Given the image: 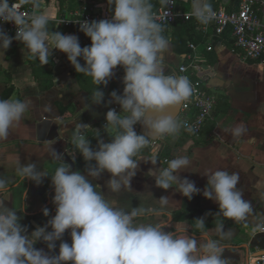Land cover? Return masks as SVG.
<instances>
[{
	"label": "clouds",
	"instance_id": "clouds-1",
	"mask_svg": "<svg viewBox=\"0 0 264 264\" xmlns=\"http://www.w3.org/2000/svg\"><path fill=\"white\" fill-rule=\"evenodd\" d=\"M31 3L34 9L39 8L38 0ZM108 4L114 6L111 19L79 22L80 31L91 40L90 46L81 47L74 34L49 32L48 16L34 12L25 18L10 0H0V22L16 25L14 37L0 29V49L5 51L13 39L18 40L43 65L48 64L53 49L62 51L75 71L90 76L97 86L91 96L92 103H116L121 108L119 112L114 108L106 112L105 131L109 126L116 131L110 136L111 140L105 142L97 129L95 149L84 134L90 125L74 123L72 144L87 162L86 174L73 171L65 161L50 174L56 209L46 225L37 227L29 235L27 226L20 223L17 210L6 208L0 200V264H224V249L215 240L208 239L200 245L197 254L195 236H177L173 231H165L167 222L135 223L137 217L148 213L147 209L132 207L129 211L114 200L109 202L102 191H97L99 186L88 179L89 176L98 178L107 171L111 174L107 187L112 192L123 187L131 189L139 161L145 160L134 157L151 144L149 137L155 139L178 133L181 125L170 109L192 93L187 77L165 74L163 53L169 41L152 14L149 0H108ZM210 12V5L204 4L196 7L195 15L206 23ZM118 65L125 73L123 93L113 90L109 94L111 100L104 101V91L98 86L108 84ZM30 105V100L0 99V140L9 137L10 129L22 119ZM137 123L142 124L146 132L138 134L134 129ZM245 131V126L237 125L231 134L242 135ZM157 152L158 149L152 147L151 156L145 161L156 165ZM51 153L55 159L63 158L53 147ZM189 163L185 156L174 157L166 168L150 169L148 174L154 177L155 185L164 190L175 183L177 191L190 200L200 190L194 181L179 176V171ZM15 164L22 180L29 179L37 185L49 175L35 162L21 163L19 156L15 157ZM204 175L210 187L203 195L218 203L224 217L243 219L251 210V204L237 188L239 173L217 169ZM7 183L0 177V192L7 188ZM158 200L161 210H152L156 216L163 214L169 197L161 196ZM42 211L45 216L49 215L47 208ZM196 220L197 227L203 228L204 217ZM49 226L51 231H47ZM69 229L70 244L62 240ZM216 230L223 232V225ZM39 240L46 242L50 251L56 248V241H61L58 254L50 255L35 248Z\"/></svg>",
	"mask_w": 264,
	"mask_h": 264
},
{
	"label": "crops",
	"instance_id": "crops-1",
	"mask_svg": "<svg viewBox=\"0 0 264 264\" xmlns=\"http://www.w3.org/2000/svg\"><path fill=\"white\" fill-rule=\"evenodd\" d=\"M10 1H22L33 7L31 0ZM80 1L38 0L39 8H33V13L49 17V32L74 34L78 36L81 47L90 46V38L82 31L68 29L58 23L64 15L81 13L91 0ZM95 1L99 16L96 21L102 19L103 11L112 15L114 6L109 5L108 0ZM191 5V0L181 3L184 10H189ZM180 22L163 31L169 41L163 53L165 74L183 76L180 66L194 58L204 70L199 75L208 82L209 89L219 95L212 118L199 136L191 135L183 128L182 121L177 120L181 125L178 133L151 141L146 146L147 150L138 153L134 159H149L151 148L156 147L159 160L156 165L143 159L139 161L136 175L131 179V189L123 187L118 192H112L107 187L111 175L107 171L98 178L89 176L88 179L99 186L97 191H102L109 202L114 200L118 206L129 211L132 207L147 209L148 213L137 217L135 223L167 222L165 231H173L177 236L196 237L197 254L200 245L212 239L224 249V264H249L264 250L260 231L264 224V62L247 60L242 54L233 52L232 40L227 35L216 38L213 50L209 51L200 25L194 22L199 25L195 28V24L190 22L189 32L181 34L178 32ZM0 29L4 31L1 22ZM190 42L196 43L198 49L193 51L189 47ZM78 59L81 64L84 63L81 58ZM113 72L106 86H98L104 91V101L111 100L109 94L113 90L117 94L123 93L124 69L118 65ZM218 74L223 75V79L216 77ZM96 87L90 76L77 73L67 55L57 49L52 50L45 65L18 40L13 39L7 50L0 49V99H3L6 91L11 90L7 99L31 101L22 119L10 129L9 137L0 140V177L8 182L7 188L0 192V200H3L6 208L17 210L20 223L27 226L29 235L37 226L46 225L55 215L50 174L54 173L56 167L65 161L73 171L80 170L86 174L87 162L72 144L74 123L90 125L84 134L94 149L97 147V129H100V138L105 142L115 134V129L109 126L105 131L103 125L106 112L119 104L92 103L91 96ZM237 125L245 126L244 134H231ZM138 126V123L134 125L137 133ZM51 147L64 159H55ZM16 156L23 164L35 162L41 171L45 170L49 175L39 185L29 179L22 180L16 171ZM178 156H185L190 161L186 168L179 171V176L194 181L200 190L190 200L177 191L175 183L164 190L157 187L154 177L148 174L150 169L164 168V158ZM217 169L239 173L237 188L251 204V210L243 219L224 217L219 212L218 203L203 195L210 187L204 174ZM161 196L169 197V203L162 209L163 214L156 216L152 210H161L158 200ZM44 208L49 210L48 216L43 214ZM200 217L205 220L203 228L197 227L196 218ZM220 225H223V232L216 230ZM47 231H51L50 226ZM62 240L71 243L70 229L65 231ZM55 243L56 248L52 251L43 240L37 241L34 247L55 255L61 241Z\"/></svg>",
	"mask_w": 264,
	"mask_h": 264
},
{
	"label": "built area",
	"instance_id": "built-area-1",
	"mask_svg": "<svg viewBox=\"0 0 264 264\" xmlns=\"http://www.w3.org/2000/svg\"><path fill=\"white\" fill-rule=\"evenodd\" d=\"M10 2L25 18L32 16V6H27L22 1ZM191 3V8L184 10L178 0H171V2L164 0L160 6L152 7V14L156 22L161 24L163 31L180 21L194 20L202 28L209 51L213 50L216 38L227 35L233 40V52L242 54L247 60L264 62V0H228L227 3L220 1L217 7H211L210 19L206 23L197 18L195 10L197 6L207 4V0H191ZM97 8V2L91 0L87 6L83 7L81 13L64 15L59 18L58 23L65 28L80 31V21H92L99 18ZM111 16L103 11L100 18L111 19ZM1 23L8 35H15L16 25L13 22ZM189 47L193 51L198 49V45L194 42H190ZM179 70L189 80L192 93L183 101L178 118L181 119L183 128L187 132L199 136L214 114L219 95L211 91L208 82L199 75L204 70L194 58L191 57L190 62L182 64ZM114 109L118 112L119 105H115ZM189 128L191 131L188 130ZM169 160L170 158L163 159L164 168L168 166ZM260 231L264 243V224ZM253 260L249 264H264V255L255 257Z\"/></svg>",
	"mask_w": 264,
	"mask_h": 264
},
{
	"label": "trees",
	"instance_id": "trees-1",
	"mask_svg": "<svg viewBox=\"0 0 264 264\" xmlns=\"http://www.w3.org/2000/svg\"><path fill=\"white\" fill-rule=\"evenodd\" d=\"M74 1H78V3H81L80 0H74ZM149 2L152 4V7H158V6H160L163 3V0H149ZM219 2H220V0H207V4L210 5V7H212V8L217 7L219 5ZM190 22L194 23L195 21L192 20V21H189V22H180L179 25H178V32H180L181 34L188 33L189 32V23ZM194 24H195V28H196V26H199L196 23H194ZM232 43H233V40H232ZM50 62H51V60H50ZM10 95H11V90L6 91L2 98L3 99H7Z\"/></svg>",
	"mask_w": 264,
	"mask_h": 264
},
{
	"label": "water",
	"instance_id": "water-1",
	"mask_svg": "<svg viewBox=\"0 0 264 264\" xmlns=\"http://www.w3.org/2000/svg\"><path fill=\"white\" fill-rule=\"evenodd\" d=\"M216 77H218V78H220V79H223V75H221V74H218ZM212 79H213V78H212ZM182 103H183V101H182L178 106H176V107L170 109V111L172 112V114L175 116L176 120L178 119V115H179V112H180V110H181ZM144 132H146V129L144 128V126H143L142 124L139 123V126H138V133H139V134H142V133H144ZM160 138H161V137H157V138H155V139H152L151 137H149V139H150L152 142H156V141H158ZM34 224H35V223H34ZM35 226H37V225L35 224ZM37 227H39V226H37ZM259 255H260V256H261V255H264V250L260 251V252H259Z\"/></svg>",
	"mask_w": 264,
	"mask_h": 264
},
{
	"label": "rangeland",
	"instance_id": "rangeland-1",
	"mask_svg": "<svg viewBox=\"0 0 264 264\" xmlns=\"http://www.w3.org/2000/svg\"><path fill=\"white\" fill-rule=\"evenodd\" d=\"M186 1H190V0H178V2L181 4V3H185ZM177 120H181V119H177ZM109 139L111 140V137L109 136ZM110 140H107V142H109ZM147 150V147H144V148H142L141 150H140V152H142V151H146ZM139 152V153H140Z\"/></svg>",
	"mask_w": 264,
	"mask_h": 264
}]
</instances>
